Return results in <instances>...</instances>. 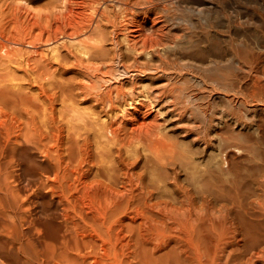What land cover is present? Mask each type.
<instances>
[{"label": "bare ground", "instance_id": "bare-ground-1", "mask_svg": "<svg viewBox=\"0 0 264 264\" xmlns=\"http://www.w3.org/2000/svg\"><path fill=\"white\" fill-rule=\"evenodd\" d=\"M150 3L0 0V264L244 262L231 247L235 237L226 235L224 208L199 207L187 198L179 207L149 202L124 156L134 136L144 134L139 141L149 139L150 147L159 141V131L156 140L152 134L160 129V106L176 95L165 89L143 94L131 80L129 89L114 83L120 74L116 61L125 74L145 72L150 64L139 57L161 56L167 41L177 37L175 16ZM129 54L134 58L127 64ZM161 57L156 70L166 66ZM69 70L75 74L67 77ZM182 93L188 101L196 96V91ZM78 99L110 116L118 102L124 105L120 115L116 110L117 117L104 122L95 110L81 113ZM229 101L245 102L239 96ZM177 104L168 107L175 110ZM122 114L143 120L132 121L128 132ZM91 132L103 138L94 148L97 155ZM260 258L263 251L253 252L244 264Z\"/></svg>", "mask_w": 264, "mask_h": 264}, {"label": "rangeland", "instance_id": "rangeland-1", "mask_svg": "<svg viewBox=\"0 0 264 264\" xmlns=\"http://www.w3.org/2000/svg\"><path fill=\"white\" fill-rule=\"evenodd\" d=\"M150 4L170 13L172 19L175 16L177 37L173 42L167 41L173 46L168 45L162 57H139L150 64L149 71L125 74L123 66L116 61L114 67L120 74L114 77V83L123 82L129 89L134 81L143 94L165 89L169 95H176L170 104L159 105L162 110L158 112V120L162 122L160 129L154 128L156 132L152 136L159 131L160 138L155 137L159 141L165 137L162 145L158 141L160 146L152 142L156 146L150 147L151 141L146 139L149 135L146 134L145 142H141L144 134L137 135L131 138L133 142L130 140L132 148L124 147V156L131 161L135 182L143 181L149 202L160 200L179 207L190 199L199 207L224 208L228 222L226 235L235 237L231 247L238 251L244 264L253 252H264V0H151ZM124 48L122 45L121 49ZM129 55L130 58H125L127 64L134 58L133 54ZM160 57L164 59L165 71L155 69ZM74 74L69 70L67 77ZM188 90L196 91L193 95L198 101L186 100L182 91ZM238 96L243 101L246 99L244 106L229 101ZM79 100L81 113L87 115L95 110L104 122L116 118L124 105L118 102L116 113L110 111V116L92 101ZM175 103L182 110L169 109L168 105L176 106ZM198 109L205 114L197 112ZM189 111H196L195 117ZM122 115L129 122L125 124L128 132L132 131V121L134 124L143 120L142 115L137 117L139 120ZM94 133L98 132H91L90 137L92 142L96 141L93 152L97 155L94 148L101 137L100 133V138ZM130 149L134 150L130 152ZM158 154L160 157L156 158ZM255 264H264V259Z\"/></svg>", "mask_w": 264, "mask_h": 264}]
</instances>
